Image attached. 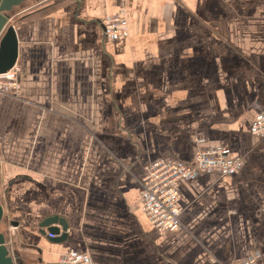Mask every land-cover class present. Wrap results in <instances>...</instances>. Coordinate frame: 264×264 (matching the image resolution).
Listing matches in <instances>:
<instances>
[{
    "label": "crops",
    "instance_id": "1",
    "mask_svg": "<svg viewBox=\"0 0 264 264\" xmlns=\"http://www.w3.org/2000/svg\"><path fill=\"white\" fill-rule=\"evenodd\" d=\"M120 10L128 35L105 39L101 20ZM10 24L19 95H0V203L18 264L68 251L234 264L256 250L264 264V138L250 133L264 113V0H39ZM195 140L242 167L176 183L182 227L161 234L137 180L153 161L189 163ZM54 216L60 243L40 227Z\"/></svg>",
    "mask_w": 264,
    "mask_h": 264
},
{
    "label": "built area",
    "instance_id": "2",
    "mask_svg": "<svg viewBox=\"0 0 264 264\" xmlns=\"http://www.w3.org/2000/svg\"><path fill=\"white\" fill-rule=\"evenodd\" d=\"M101 26L105 39L115 40L128 35L127 20L123 10L102 19ZM17 71L14 65L7 72L0 74V95L18 98ZM250 133L255 137L264 138V113L255 117L250 126ZM199 142L194 141L196 145L189 163L153 161L142 168V173L137 180L140 209L161 234L174 233L182 227L180 211L177 207L179 195L175 188L176 183L193 180L200 174L231 176L242 167V159L231 156L226 148H203L199 146ZM11 228L14 229L12 226ZM48 237L52 238L51 235ZM260 254L261 251L256 250L246 261L234 264H256ZM58 264H92V261L86 253L68 251L59 258Z\"/></svg>",
    "mask_w": 264,
    "mask_h": 264
},
{
    "label": "water",
    "instance_id": "3",
    "mask_svg": "<svg viewBox=\"0 0 264 264\" xmlns=\"http://www.w3.org/2000/svg\"><path fill=\"white\" fill-rule=\"evenodd\" d=\"M29 0H0V74L10 70L17 59V42L15 31L10 25L12 13L15 9L23 6ZM39 1V0H37ZM4 211L0 203V224L3 221ZM13 224V223H12ZM58 225L59 227H56ZM14 226V225H12ZM45 228L52 243H60L66 239V222L59 217H49L40 224ZM17 256L14 255L5 236L0 233V264H18Z\"/></svg>",
    "mask_w": 264,
    "mask_h": 264
},
{
    "label": "rangeland",
    "instance_id": "4",
    "mask_svg": "<svg viewBox=\"0 0 264 264\" xmlns=\"http://www.w3.org/2000/svg\"><path fill=\"white\" fill-rule=\"evenodd\" d=\"M6 97H9V96H6ZM0 188H1V185H0ZM0 202H1V192H0ZM0 233H2L5 236L7 243L9 245H11L12 242L14 241L15 228L14 229L11 228V225L8 222V220L6 219V216L5 215L3 216V221L0 224Z\"/></svg>",
    "mask_w": 264,
    "mask_h": 264
},
{
    "label": "flooded vegetation",
    "instance_id": "5",
    "mask_svg": "<svg viewBox=\"0 0 264 264\" xmlns=\"http://www.w3.org/2000/svg\"><path fill=\"white\" fill-rule=\"evenodd\" d=\"M36 1L37 0H29L26 4H35L36 3ZM26 4H24L23 6H21V7H19V8H17V9H15L14 10V12L12 13V19H14L15 17H17L18 15H20L21 13H22V11H23V7L26 5ZM11 19V20H12Z\"/></svg>",
    "mask_w": 264,
    "mask_h": 264
}]
</instances>
